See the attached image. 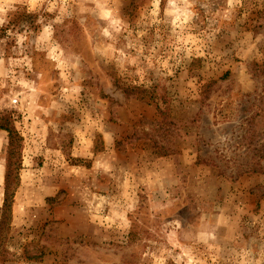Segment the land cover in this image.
<instances>
[{
	"label": "rangeland",
	"instance_id": "obj_1",
	"mask_svg": "<svg viewBox=\"0 0 264 264\" xmlns=\"http://www.w3.org/2000/svg\"><path fill=\"white\" fill-rule=\"evenodd\" d=\"M0 29V264H264V0H0Z\"/></svg>",
	"mask_w": 264,
	"mask_h": 264
},
{
	"label": "trees",
	"instance_id": "obj_2",
	"mask_svg": "<svg viewBox=\"0 0 264 264\" xmlns=\"http://www.w3.org/2000/svg\"><path fill=\"white\" fill-rule=\"evenodd\" d=\"M3 30L0 29V33ZM1 36V34H0ZM0 128L8 132V145L6 151V166H5V175H4V198L3 204L1 206V218H0V235L4 225L6 224L5 220H8L11 209V199L13 197V192L18 183V169L17 160L19 159L20 153V141L21 136L18 132L8 126L6 123L0 124Z\"/></svg>",
	"mask_w": 264,
	"mask_h": 264
}]
</instances>
